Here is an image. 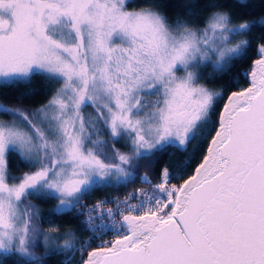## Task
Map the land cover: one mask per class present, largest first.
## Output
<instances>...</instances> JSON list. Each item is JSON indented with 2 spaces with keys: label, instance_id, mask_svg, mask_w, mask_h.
<instances>
[{
  "label": "snow or ice",
  "instance_id": "obj_1",
  "mask_svg": "<svg viewBox=\"0 0 264 264\" xmlns=\"http://www.w3.org/2000/svg\"><path fill=\"white\" fill-rule=\"evenodd\" d=\"M134 3L0 0V264H264V36L236 78L203 82L230 75L264 15L208 0L201 25ZM34 76L38 106L2 91ZM205 144L187 178L191 155L139 174ZM11 154L27 170L14 174ZM34 200L56 204L44 216ZM69 214L78 231L53 222Z\"/></svg>",
  "mask_w": 264,
  "mask_h": 264
},
{
  "label": "trees",
  "instance_id": "obj_2",
  "mask_svg": "<svg viewBox=\"0 0 264 264\" xmlns=\"http://www.w3.org/2000/svg\"><path fill=\"white\" fill-rule=\"evenodd\" d=\"M208 2V0H162L163 4H168L170 7L163 8L162 10L165 12V14L169 17L170 20H174L177 15H186V9L190 11L191 16L188 17L192 20L193 23L201 24L203 23V17L207 16L209 14L208 10L205 9L204 5ZM217 2L221 5H224L222 11H229L232 12L234 19L242 17L243 19H258L261 15H264V0H217ZM143 3V0H135V3L132 5L133 7L138 6L139 4ZM244 4L246 3V6L244 7H237L236 4ZM261 36H264V29H254L252 33H250V38L253 39V43L249 48L247 56L241 60L236 62L235 66L231 69L230 75L228 77H224L223 79H216L213 80H205L203 82L207 83V85L210 88H215L219 84H222L225 82V80L229 78H236L238 76V73L247 69L252 60L258 58L256 54V46L257 42H259V38ZM243 37H238L237 39H242ZM205 75L207 73L211 72V68H207L204 70ZM241 86H247V81L243 78H240ZM45 83L44 79L41 76H34L32 78V81L30 84H18L14 86L13 88H7L2 89V91L9 92L13 95V99H15V96L22 94V93H28L32 92V95L25 96L23 98V105L25 107H33L38 106L45 102L47 99V96L44 91ZM225 101H221L217 105V111H219L223 103ZM11 106V105H10ZM206 144L200 148L199 151L194 152L193 147L189 145L188 152L187 153H180L178 151H175L173 149H169L168 151L160 154L158 157L155 158V164L151 166V168H146L145 165L148 164L147 161H140V168H139V174L143 175L146 171H156L158 172L159 168L163 166L164 164H175L179 160L186 159L188 156H192V164L191 167L188 168L187 173L185 174V178H187L188 174H191L192 170L195 168V166L199 163L200 157L205 151ZM10 168L14 174H18L21 171L25 170V166L23 164L19 163V157L15 154L10 155ZM139 184L137 183L138 186ZM135 186H129L135 187ZM128 189V188H127ZM125 188H119V189H100L92 194L90 198L87 200L103 197L110 194H120L127 190ZM86 200V201H87ZM41 209V212L44 216H48L50 209L49 206L52 205V201H41V200H35L34 201ZM53 222L60 224L62 228H77L76 222L71 219V214L63 216V217H53ZM43 227L48 228L49 225L47 223H44ZM86 237V234H84ZM38 254L42 253V248L36 250ZM78 256V255H77ZM77 256L75 260L73 261V264H75ZM63 257L60 256H53L49 259L47 264H56L58 260H61Z\"/></svg>",
  "mask_w": 264,
  "mask_h": 264
},
{
  "label": "built area",
  "instance_id": "obj_3",
  "mask_svg": "<svg viewBox=\"0 0 264 264\" xmlns=\"http://www.w3.org/2000/svg\"><path fill=\"white\" fill-rule=\"evenodd\" d=\"M140 185H138V186H135V187H139ZM132 189V187L131 188H128L127 190H125L124 192H122V193H120V194H110V195H106V196H122L126 191H129V190H131ZM106 196H103V197H99V198H95V199H100V198H104V197H106ZM95 199H91V200H87L86 202H88V203H92V202H95ZM87 235V234H86ZM112 237L109 235L108 237H105V239H111ZM76 260H79V255L77 256V259ZM75 264H76V262H75Z\"/></svg>",
  "mask_w": 264,
  "mask_h": 264
},
{
  "label": "rangeland",
  "instance_id": "obj_4",
  "mask_svg": "<svg viewBox=\"0 0 264 264\" xmlns=\"http://www.w3.org/2000/svg\"><path fill=\"white\" fill-rule=\"evenodd\" d=\"M91 111V109L89 108V109H86L85 110V112L87 113V112H90ZM118 147L120 146V145H117ZM25 170H27L26 168H25ZM21 173V172H20ZM20 173H18V174H16V175H19ZM35 201V200H34ZM33 201V202H34ZM42 201V200H41ZM48 201H52V205H50L49 206V209L51 210L53 207H54V205L56 204V201L55 200H48ZM35 203V202H34Z\"/></svg>",
  "mask_w": 264,
  "mask_h": 264
},
{
  "label": "water",
  "instance_id": "obj_5",
  "mask_svg": "<svg viewBox=\"0 0 264 264\" xmlns=\"http://www.w3.org/2000/svg\"><path fill=\"white\" fill-rule=\"evenodd\" d=\"M225 102H226V101H225ZM225 102H224V103H225ZM222 107H223V106H222Z\"/></svg>",
  "mask_w": 264,
  "mask_h": 264
}]
</instances>
